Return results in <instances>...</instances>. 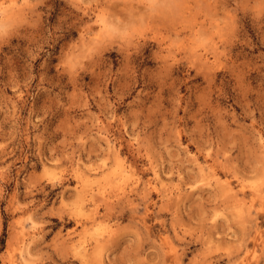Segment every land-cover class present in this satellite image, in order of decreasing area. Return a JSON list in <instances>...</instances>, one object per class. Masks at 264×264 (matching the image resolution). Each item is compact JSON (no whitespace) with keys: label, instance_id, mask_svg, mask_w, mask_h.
Returning a JSON list of instances; mask_svg holds the SVG:
<instances>
[{"label":"rangeland","instance_id":"374dc122","mask_svg":"<svg viewBox=\"0 0 264 264\" xmlns=\"http://www.w3.org/2000/svg\"><path fill=\"white\" fill-rule=\"evenodd\" d=\"M33 11L30 0H3L0 6V39L4 41L0 44V187L8 195L7 202L0 207L5 213L12 210L19 214L16 224L20 227L26 226L29 209L23 205L29 199L35 201L32 220L39 221L37 205L44 204L50 210L58 206L49 189L58 183L63 165L74 166L81 160L87 163L89 158L95 159L97 153L110 147L113 140L125 135L123 125L128 124L126 109L131 97L148 96L150 89L146 85L149 83L156 86V91L149 101L152 108L147 123L160 121V147L152 144V148L156 151L167 148L169 122L165 101L174 102L175 94L183 96L186 92L184 87H177L174 95H164L161 69L172 75L174 60L180 58L178 52L171 51L175 42L164 46L161 33L153 32L146 38L143 31L139 35L137 32L146 24L175 19L180 9L171 0H144L143 3L117 0L104 5L95 17V27L78 30L77 36L67 43H61L63 35L58 29H49L50 35H38L30 27L35 20ZM209 22L208 31L197 32L192 38L195 46L192 53L197 48L205 50L211 62L201 63L195 72L204 115L197 117L191 132L198 136L206 130L210 115L215 120L217 135L209 143H222L225 138L236 135L247 139L243 131L246 126L231 129L227 117L231 115L235 120L241 109L246 115L251 105L248 97L260 95L264 87V59L243 51L245 46L256 47L247 31L242 36L229 32L230 59L227 62L223 57L214 59L216 47L212 32H220L223 38L228 21L221 15H213ZM256 35L264 44V32L257 28ZM10 40L13 43H8ZM149 45L152 54L146 59L143 50ZM175 83V78L167 81L168 87ZM229 97L232 100L223 103L221 98L228 100ZM187 132L183 124L177 126L178 140L191 148ZM255 139L257 142L264 139V130L257 128ZM117 163L114 175L121 174L127 182L130 177L124 172L122 162ZM208 175L204 169L198 177L193 174V180L198 182L191 189L161 177L153 185L156 191L150 195L141 193L136 199L130 197L123 231L117 237L118 241H125L120 255L131 258L135 264L154 261L158 264V258L170 247L172 226L182 223L189 201L193 205L200 201L199 194L205 191ZM37 181V187L43 191L33 189L29 197L27 190ZM260 186L259 179L249 183L253 192H259ZM230 191L223 192L225 204ZM224 215L223 211H216L211 216L212 223H227ZM45 219L49 225H56L54 231L73 226L60 224L54 216ZM232 220L231 239L218 238L214 245L222 257L221 264H264V213L254 205L250 215L241 205L234 209ZM106 231L107 225H98L96 237H102ZM164 259L166 264H172L170 257Z\"/></svg>","mask_w":264,"mask_h":264},{"label":"clouds","instance_id":"9594fccd","mask_svg":"<svg viewBox=\"0 0 264 264\" xmlns=\"http://www.w3.org/2000/svg\"><path fill=\"white\" fill-rule=\"evenodd\" d=\"M30 2L35 17L30 27L38 35H50L49 29H58L63 35L61 43H67L77 36L78 30L93 29L95 17L103 6L117 0ZM171 3L180 9L175 19L149 23L137 29L138 35L143 31L146 38H150L153 32L161 33L164 46L175 42L171 51L178 52L180 57L174 60L171 76L166 69H161L165 96L174 95L177 87L186 89L183 96L175 94L174 102L165 101L169 122L167 148L160 151L152 148V144L160 147V121L147 123L152 108L149 101L156 91V86L149 83L146 85L150 89L148 96L138 94L139 99L131 97L126 109L129 112L128 124L123 125L124 136L113 140L110 147L97 153L95 159L89 158L87 163L81 160L74 166L70 163L62 166L58 183L49 189L58 205L54 210L39 204L36 206L39 208V221L32 220L35 201L29 199L23 205L29 209L24 222L26 226L20 227L16 224L19 214L12 210L5 213L0 207V264H135L131 258L120 255L125 241L117 240L123 231L129 198L136 199L141 193L150 195L156 191L153 185L160 182L161 177L169 183L175 181L191 189L193 183L198 182L193 180V174L198 177L201 169L209 173L205 191L199 194L200 201L196 205L191 201L185 205L182 223L172 226L170 247L163 257L158 258V264H166L164 257H170L172 264H221L222 257L216 253L214 245L218 238L231 239L234 209L243 205L251 215L253 206L258 205L259 212L264 213V139L258 142L255 139L256 129L264 130V87L258 97H248L251 105L246 115L241 109L235 120L231 115L227 117L231 129L246 126L243 131L247 139L236 135L231 139L225 138L222 143H209L208 140L217 135L215 120L210 115L206 120V130L198 136L191 132L197 117L204 115L198 99L201 91L195 84V72L201 63L208 61L205 50L197 48L195 54L192 53L195 47L193 36L209 30L211 16L221 15L228 21V27L224 29L223 38L220 32H212L216 47L214 59L223 57L227 62L230 59L228 33L238 32L242 36L245 31L253 36L256 47L249 49L245 46L243 51L264 59V44L256 35L257 28L264 32V0H171ZM0 6H3V0H0ZM3 43L0 39V44ZM143 51L146 59L151 57L150 45ZM173 78L176 83L168 87L167 81ZM221 99L225 104L232 100L231 97ZM180 124L188 130L191 148L196 151L178 140L177 126ZM118 160L130 177L127 182L121 174L114 175ZM145 176L147 180L143 179ZM257 179L261 181L260 190L253 192L249 183ZM37 183L39 181L28 188L29 197L33 189L43 191ZM228 189L231 191L228 204H225L223 192ZM45 196L47 198V194ZM7 200L4 187H0V204ZM201 209L206 211L201 212ZM216 211L225 213L223 220L227 223H212L211 216ZM49 216H54L62 225L73 226L68 230L54 231L56 225H49L45 219ZM252 218L256 219L255 216ZM101 224L107 225L108 231L97 238V226Z\"/></svg>","mask_w":264,"mask_h":264}]
</instances>
